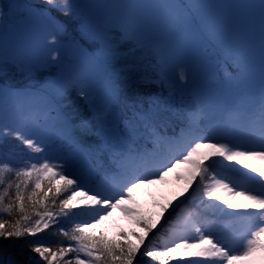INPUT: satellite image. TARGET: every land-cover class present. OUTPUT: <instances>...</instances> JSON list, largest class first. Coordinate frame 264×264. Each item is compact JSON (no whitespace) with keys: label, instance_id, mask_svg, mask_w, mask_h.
Here are the masks:
<instances>
[{"label":"snow or ice","instance_id":"snow-or-ice-1","mask_svg":"<svg viewBox=\"0 0 264 264\" xmlns=\"http://www.w3.org/2000/svg\"><path fill=\"white\" fill-rule=\"evenodd\" d=\"M0 29V238L47 231L29 264H264V0H0ZM124 79L159 92L134 98ZM227 96L240 102L213 107ZM169 174L185 187L155 220L130 206ZM169 208L165 246L146 245ZM116 211L143 235H109Z\"/></svg>","mask_w":264,"mask_h":264},{"label":"trees","instance_id":"trees-1","mask_svg":"<svg viewBox=\"0 0 264 264\" xmlns=\"http://www.w3.org/2000/svg\"><path fill=\"white\" fill-rule=\"evenodd\" d=\"M22 2L24 3H37L38 0H22ZM55 15H57L58 17H61V14L59 13H55ZM13 83H19L20 86L23 87V85L25 84V81H21V77L16 76ZM125 88L126 93L129 96H132L134 98H141V99H146L148 95H155L159 92V87L155 86V85H150V86H146V85H142L136 82L135 79H124L123 80V85ZM153 89H155V91H153ZM79 98L76 97L75 95H70L67 98V103L69 104V110L72 111L73 109L76 108V104L75 101L78 100ZM42 138H45L44 136ZM47 142V140H46ZM16 142L13 141L11 142V145H14ZM52 148H56L59 150L58 153L55 154H51V150ZM49 149L48 155L50 158H55L57 156L64 158V154H66L67 152H70L69 150H67V148L65 147L64 150H61L59 145H56L55 147H52ZM70 171H76L78 174H81L84 176L86 182L90 185L93 186V184L95 183L97 177L93 174V177H91L90 175H88L87 173H85L83 170H80L79 168H77L76 166L74 167H70ZM55 184V181L53 182ZM68 194L70 193H64L63 197H66ZM62 197V198H63ZM178 211V209H177ZM173 216L175 215V213L172 214ZM147 217H150L149 215H147ZM85 217H77L78 220H82ZM167 219H171V217L168 216V212H166V219L165 221L162 223V225L156 229L153 230V233H149L148 237H146L145 240V244H151L154 248L156 249H162L165 246V242L169 239L170 233L168 231V227L169 225L167 224L166 220ZM71 225H69L70 227ZM107 226L109 229V235H114L116 232L112 231L108 222H107ZM156 234L155 236L153 234ZM140 235H143L142 233H137ZM45 237H47V231L43 232V233H39L37 235V237H23V238H7V239H2L0 238V252L3 251V254H5V256H9L10 258H12L13 260H15L18 264H29V258L30 257H34L36 259H39L38 255L35 253H32L30 251V246L26 243L27 240H32V239H44ZM129 239H131L129 237ZM60 240L63 241L64 246H67L69 243H74V242H70L67 240V238L64 237H60ZM132 242L134 243V241L132 240ZM45 246H51L52 249L55 251L60 247V244L56 243L54 240H46L45 241ZM143 249V245L141 246ZM71 255V254H70ZM139 259V256L137 257ZM4 258H2L3 260ZM141 264H156V262L151 261L150 258L148 257H144ZM172 264H176L175 261L172 262Z\"/></svg>","mask_w":264,"mask_h":264},{"label":"rangeland","instance_id":"rangeland-1","mask_svg":"<svg viewBox=\"0 0 264 264\" xmlns=\"http://www.w3.org/2000/svg\"><path fill=\"white\" fill-rule=\"evenodd\" d=\"M220 2H223V3H234V2H238V0H220ZM245 2L255 3L256 0H245ZM253 15H254V18H255L257 26H258V10ZM38 24H39L38 21H30V22H28V26L27 27H31L33 25H38ZM26 30H27V28L25 26L16 25V35H15V37L14 38L10 37L9 40H8V50L10 52L17 51L18 48L22 46ZM0 31H3V29H0ZM92 70L94 72L102 74V70L98 67V65L96 63L92 64ZM254 76H255V79L258 81V79H259V65H258V62H257L256 68H255V71H254ZM23 86H27V82L26 81H25V84ZM238 102H240L239 101V97L227 96L222 101H220L219 103L213 101V107H215L217 109H220V108H223L227 104H233V103H238ZM41 135H42V137L44 136L45 139H46L48 134H47V132H43ZM11 142H13V141H11V140L9 141V146L11 145ZM58 152H59V150L56 149V148H52V150H51V154H55V153H58ZM64 158H67V159H69L71 161V165H70L71 168L76 166L80 170H83L85 173H87L88 175L93 177V174L89 173L88 168L85 165V158L84 157H81L79 155L67 152L66 154H64ZM95 183H96V181H95ZM95 183L93 184V186H95ZM176 184H184V181L183 180H177L175 178L174 174H169L168 176L165 177L164 181H162V182H160L158 184H155L154 186L159 187V188L165 186V187L170 188L174 192V188H175ZM93 186L89 185V187H93ZM135 201H136L135 204L130 205V206L136 208L142 214V216H144V217H147V215H149L152 220H153V216H154V211H155L156 205L158 203H160V206H161V205L166 204L168 202L167 201L165 203H161V201L159 199L149 198L147 196V189L144 188V187L139 188L137 190V192L135 193ZM171 211H172L171 208H169L167 212H171ZM165 215H166V212H165ZM208 218L209 219H213V217L211 216L210 213H209ZM164 220H165V218L161 220L160 224L157 225L156 229H158L161 226V224L164 222ZM108 224H109L111 230L114 231V232H116V231L128 232V231L131 230V231H134L136 233H142L143 234L142 229L140 227H137L134 222L132 223V225L130 227L129 226H127V227L124 226L123 227L120 224L116 223L113 220V218H111L108 221ZM219 227H221V228H225L226 227L228 229V231L231 232V231H233V229L236 226L229 224L227 221H223V222L220 223ZM156 229H154V230H156ZM130 238L134 241V243L136 242L133 237H130ZM2 258H4V259L2 260ZM9 258L10 257L8 255L5 256V254H3V251L0 252V261H3L4 264H7V260ZM257 264H259V261H257Z\"/></svg>","mask_w":264,"mask_h":264},{"label":"bare ground","instance_id":"bare-ground-1","mask_svg":"<svg viewBox=\"0 0 264 264\" xmlns=\"http://www.w3.org/2000/svg\"><path fill=\"white\" fill-rule=\"evenodd\" d=\"M184 187H185V184H176L175 188H174V192H173L170 188L165 187V186H163L161 188L156 187L154 185L144 186V188L147 189V196L149 198L159 199L161 201V203H165L167 201L173 200L174 197L179 196V193L183 190ZM181 199H182V197H181ZM175 202L176 201L173 200V203H175ZM159 212H160V203H158L155 207L153 220H155L157 218V214ZM112 218L116 223L120 224L123 227L124 226L130 227L133 223L132 218H130L126 215H123L119 211L114 212Z\"/></svg>","mask_w":264,"mask_h":264}]
</instances>
